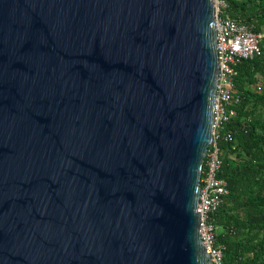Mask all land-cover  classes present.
<instances>
[{
    "label": "water",
    "instance_id": "95a60500",
    "mask_svg": "<svg viewBox=\"0 0 264 264\" xmlns=\"http://www.w3.org/2000/svg\"><path fill=\"white\" fill-rule=\"evenodd\" d=\"M219 70L214 0H0V264H212Z\"/></svg>",
    "mask_w": 264,
    "mask_h": 264
},
{
    "label": "trees",
    "instance_id": "16d2710c",
    "mask_svg": "<svg viewBox=\"0 0 264 264\" xmlns=\"http://www.w3.org/2000/svg\"><path fill=\"white\" fill-rule=\"evenodd\" d=\"M227 3L233 19L256 33L264 32V0ZM261 45V56L237 68L242 103L237 118L220 131V177L230 193L213 217L226 264H264V39ZM229 133L232 141L226 139Z\"/></svg>",
    "mask_w": 264,
    "mask_h": 264
},
{
    "label": "built area",
    "instance_id": "2783aa9c",
    "mask_svg": "<svg viewBox=\"0 0 264 264\" xmlns=\"http://www.w3.org/2000/svg\"><path fill=\"white\" fill-rule=\"evenodd\" d=\"M214 1L220 70L214 107V139L204 162L197 211L201 215L203 244L211 255L212 264H226L224 247L217 243L218 226L213 217L230 193L227 181L220 177L223 166L220 131L238 116L237 107L243 97L236 86L237 68L244 61L262 55L264 32L256 33L248 25L233 19L227 12V0ZM258 90H261L260 86ZM226 139L232 141V133Z\"/></svg>",
    "mask_w": 264,
    "mask_h": 264
}]
</instances>
